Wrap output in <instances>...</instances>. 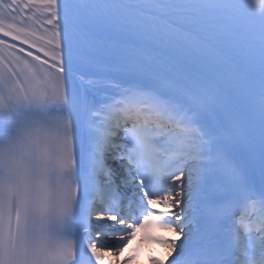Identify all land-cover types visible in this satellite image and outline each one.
Listing matches in <instances>:
<instances>
[{
  "label": "snow or ice",
  "instance_id": "snow-or-ice-1",
  "mask_svg": "<svg viewBox=\"0 0 264 264\" xmlns=\"http://www.w3.org/2000/svg\"><path fill=\"white\" fill-rule=\"evenodd\" d=\"M117 37L216 71H258L264 158V0H0V264H79L84 241L93 264H105L106 247L119 253L146 226L179 236H142L170 264H264V183L229 150L251 134L208 126L215 93L108 74L85 78L99 100L69 88L73 42L98 69L109 54L148 65L147 49ZM221 248L227 258H214Z\"/></svg>",
  "mask_w": 264,
  "mask_h": 264
},
{
  "label": "bare ground",
  "instance_id": "bare-ground-1",
  "mask_svg": "<svg viewBox=\"0 0 264 264\" xmlns=\"http://www.w3.org/2000/svg\"><path fill=\"white\" fill-rule=\"evenodd\" d=\"M5 39L8 40L9 43H15L17 45V48L24 47L25 49H27V45H21L18 41H11L10 38ZM73 49L74 50L71 53L72 64L70 65V72L68 74V85L71 90L75 91L81 97H85L91 94L97 100L101 98V90H86L84 85L87 83V79H85L86 77H99L103 74L111 75L115 79L126 84L139 83L145 87L157 86L160 81L168 79H174L178 81L181 87L191 85L187 82H184L183 79L179 77L174 78L166 73L158 71V68H140L138 64L126 61L125 59H122L117 55L109 54L106 59L102 61L105 67H103L102 69H98L94 65L84 64L81 61L79 49ZM215 94L219 97V100L217 101L218 117L217 119L207 120L206 123L208 124V126L211 128H216L219 122L223 121L224 124L230 127L239 126L240 128H245V124L240 122L243 121V118L237 112V109L234 107L233 103L229 100L225 101L221 99L222 94ZM220 130L222 131V129ZM249 139L250 144L236 142L230 145L229 150L237 159H242L247 162L251 179L256 186H259L261 183H264V158H262L261 148L258 144L259 142H257L255 137L252 135H250ZM76 142L78 153L86 159L89 154V145L84 135V126L82 122L78 125ZM108 163L110 166L113 167V160L112 162L110 160ZM119 179L120 169L118 171L116 170L115 175L117 189H119ZM211 187L213 189L219 188L220 183H213ZM119 190L123 191V189ZM159 210L166 211V209H164L162 206L159 207ZM142 236H155L158 238L162 237L173 240L179 239V236H177L176 234L164 231H155L151 227L146 226L145 229L138 232L136 236L127 240L126 243L123 245L122 250L119 251L118 254H122V257L124 258L111 259L108 254L104 255V257L109 260V264H122V261L128 264H153L154 260L169 262L168 250L164 246H162L161 244L154 243L149 239H144L142 238ZM93 239H95L94 236ZM84 245V253L90 256L91 254H88L86 249V241H84ZM177 255H179V253H177Z\"/></svg>",
  "mask_w": 264,
  "mask_h": 264
},
{
  "label": "rangeland",
  "instance_id": "rangeland-1",
  "mask_svg": "<svg viewBox=\"0 0 264 264\" xmlns=\"http://www.w3.org/2000/svg\"><path fill=\"white\" fill-rule=\"evenodd\" d=\"M111 162H112V160H111ZM111 168H113V171H114V169H115V171L117 170H119V167L117 166V163L114 161V163H113V167L111 166ZM115 173V172H114ZM116 175V174H115ZM95 221V220H94ZM94 224L96 223V221L95 222H93ZM104 239H105V242H106V244H110L112 241H109V238L108 237H104ZM105 251H108V256L109 257H111V259H122V258H124V257H122V254H118L116 251H114V249L113 250H108V248L106 247V249H105ZM90 258V260L92 259L91 258V256L89 257ZM102 259L105 261V264H109V260H107L105 257H104V255L102 254ZM93 262V261H92ZM122 264H128V263H126V262H124V261H122Z\"/></svg>",
  "mask_w": 264,
  "mask_h": 264
}]
</instances>
